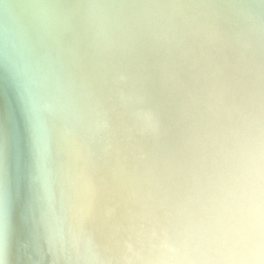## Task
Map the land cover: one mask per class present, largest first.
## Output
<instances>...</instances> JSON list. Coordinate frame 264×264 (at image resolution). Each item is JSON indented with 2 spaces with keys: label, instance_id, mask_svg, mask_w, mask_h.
<instances>
[{
  "label": "bare ground",
  "instance_id": "obj_1",
  "mask_svg": "<svg viewBox=\"0 0 264 264\" xmlns=\"http://www.w3.org/2000/svg\"><path fill=\"white\" fill-rule=\"evenodd\" d=\"M262 96L264 0H0V264L224 259Z\"/></svg>",
  "mask_w": 264,
  "mask_h": 264
},
{
  "label": "snow or ice",
  "instance_id": "obj_2",
  "mask_svg": "<svg viewBox=\"0 0 264 264\" xmlns=\"http://www.w3.org/2000/svg\"><path fill=\"white\" fill-rule=\"evenodd\" d=\"M261 129L259 138V165L252 193V207L242 228L227 229L209 235L206 250L210 255L225 257L206 264H264V96L261 98ZM95 198V189L91 193ZM88 215L91 217V205Z\"/></svg>",
  "mask_w": 264,
  "mask_h": 264
}]
</instances>
